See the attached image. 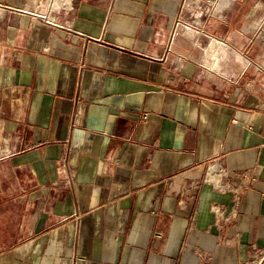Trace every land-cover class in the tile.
<instances>
[{"label":"crops","instance_id":"1","mask_svg":"<svg viewBox=\"0 0 264 264\" xmlns=\"http://www.w3.org/2000/svg\"><path fill=\"white\" fill-rule=\"evenodd\" d=\"M230 1L0 0V264H264V0Z\"/></svg>","mask_w":264,"mask_h":264},{"label":"rangeland","instance_id":"2","mask_svg":"<svg viewBox=\"0 0 264 264\" xmlns=\"http://www.w3.org/2000/svg\"><path fill=\"white\" fill-rule=\"evenodd\" d=\"M34 9H33V11H36V12H40L41 14H43V15H45V16H48V15H53L54 13L55 14H59V12H57L56 10L57 9H53V7L51 6V5H48V6H46V7H44V6H39V7H33ZM198 10V4L197 3H194V6L192 7V8H188L187 6L185 7V14H188V13H191V14H189L188 16H187V18L186 19H182V20H180L179 21V23H184V24H188V25H192V26H194V27H196V28H198L197 27V25L195 24V23H193V21L196 19L195 18V16H194V13L196 12ZM177 27H178V25H177ZM177 27H176V30H175V32H174V34H173V37L171 38V42H170V49H171V56H172V58H173V60L174 61H176V60H178L179 59V57L181 56V55H183L184 54V50L185 49H191V46H188V45H186L185 43H182V44H179L177 47H173L172 45H173V43L175 42V39H176V32H177ZM178 38H182V37H179L178 36ZM205 41L206 40H204V39H200V42H202V43H205ZM196 42V41H195ZM194 42V43H195ZM192 51L193 52H195L194 54H196V49L194 48H192ZM245 54V53H244ZM246 55V54H245ZM193 56V55H192ZM192 56H190V58H191V60H192ZM249 59H251L248 55H246ZM199 70L202 72V73H204V74H207L206 73V68L203 66V65H201L200 63H199ZM251 70H249L248 71V73L250 72ZM213 78V77H212ZM219 79H224L223 77H218Z\"/></svg>","mask_w":264,"mask_h":264},{"label":"bare ground","instance_id":"3","mask_svg":"<svg viewBox=\"0 0 264 264\" xmlns=\"http://www.w3.org/2000/svg\"><path fill=\"white\" fill-rule=\"evenodd\" d=\"M233 3V1H230ZM213 52L211 53L210 58L207 60V64L210 63V60L213 59V62L211 63V67L219 72H224L226 68V63H228L230 60H241V56L238 53L236 56L231 54V52L226 49V50H220V49H215L214 47L212 48ZM232 55V56H231Z\"/></svg>","mask_w":264,"mask_h":264}]
</instances>
